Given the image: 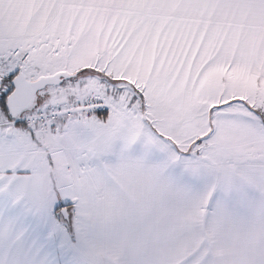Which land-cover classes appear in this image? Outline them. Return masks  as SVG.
I'll return each instance as SVG.
<instances>
[{
  "label": "snow or ice",
  "instance_id": "obj_1",
  "mask_svg": "<svg viewBox=\"0 0 264 264\" xmlns=\"http://www.w3.org/2000/svg\"><path fill=\"white\" fill-rule=\"evenodd\" d=\"M0 264H264V0H0Z\"/></svg>",
  "mask_w": 264,
  "mask_h": 264
}]
</instances>
